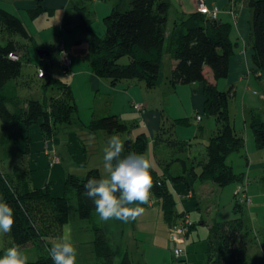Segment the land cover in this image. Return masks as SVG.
Masks as SVG:
<instances>
[{
    "label": "trees",
    "instance_id": "16d2710c",
    "mask_svg": "<svg viewBox=\"0 0 264 264\" xmlns=\"http://www.w3.org/2000/svg\"><path fill=\"white\" fill-rule=\"evenodd\" d=\"M244 2L252 12L249 39L251 45L250 72L256 79L264 82V0H244ZM169 6V0H118L111 12L103 18L104 36H98L92 32L86 8L75 7L77 26L90 34V43L93 47V55L89 63L91 72L99 78L108 80L111 86L123 81H136L144 84L147 90H152L159 85L162 77L163 53L169 52L174 65L166 77L167 84L174 89L179 85L202 83L204 112L205 115L214 117L217 129L207 141H204L205 158L198 162L189 159V164L185 160L173 159V162L181 164L182 172L172 173L168 179H171L173 183L190 179V182L186 184L188 187H191L194 181L212 183L219 188H224L231 183H240L244 174H237L228 163V157L232 153L240 152L244 143L243 136L235 130L229 115V100L235 94V87L230 83L226 91L218 90L215 84L206 80L205 76V68L211 71L216 81L229 76L230 59L234 54V43L231 39L232 26L219 19L206 18L205 15L195 11L182 15L177 19L176 24L174 23L172 30H169L167 26ZM40 7L38 5L37 10L44 11ZM38 11L35 12L36 15ZM0 27L1 31H5L8 36L17 33L23 38H30L23 22L2 8H0ZM42 49L51 54V49ZM18 52L19 47L11 39L6 45L0 46V123L2 129L0 135L3 138L1 145H8V150L19 147L23 127L27 128L36 124L43 139H50L61 124L71 123L73 114L77 110L67 80L51 76L48 77L43 87L55 85L59 91L56 96L45 98L42 102L30 99L25 101L22 107L15 102L13 111H10L7 103L17 98L18 85H12L10 97L5 94V88L7 84L21 75L22 63ZM59 53L62 57L63 69L68 72L72 64L69 52L61 48ZM10 55L16 58L12 59ZM124 57L128 58V63L120 62ZM45 58H39L40 62H44ZM65 58L70 61L69 64L64 62ZM42 72L43 75L40 72L42 77L47 75L44 71ZM144 110L143 108L140 112ZM200 120L201 118L198 121ZM172 124L189 125V120L177 119ZM249 125L257 148L264 149L263 114L252 111ZM89 129L93 132L104 130L108 134H122L130 130L117 115L92 120ZM164 133L165 128L161 122L158 131L154 134V143L176 146L181 151H188L191 147L185 141L170 138L165 141ZM123 143L125 150L122 157L129 153L145 156L148 146L146 134L141 132L135 137L128 135ZM24 147L21 155L29 154L28 143ZM171 163L167 165L169 169L172 167L169 166ZM149 171L154 185L150 197L161 200L165 221L173 226V229L178 227L186 217L190 219L187 214L177 215L168 179L161 175L158 167L150 168ZM30 174L31 171L28 168L22 170L14 167L9 172H2L0 169V199L14 209L15 223L9 233L13 245H19L22 248L29 243H39L40 249L44 250L43 245L48 244V239L61 238L62 226L67 221L68 211L71 209V199L66 193L73 189L78 216L82 220H87L94 232L93 252L97 264H115V259L120 252L112 238L106 233L107 223L102 224L94 203L82 195L84 185L89 178L103 177L100 170L97 167L91 168L83 178L69 174L64 182V192L62 191L58 196L53 195L48 186L45 188L30 187ZM238 188L243 189L245 186L240 183ZM240 206L239 200L234 199L233 207L238 209ZM177 219H181V222L178 223ZM191 222L192 226L187 234L194 226L192 220ZM244 229L243 219L237 215L230 219L212 222L209 227V250L207 252L210 264H245V246L237 240L238 236L243 234ZM243 240L246 244L245 237ZM261 250L262 253L252 257L249 264H264V231L262 232ZM121 254L119 264H132L126 252ZM2 256L0 252V257ZM28 264H54V261L48 253L34 261H28Z\"/></svg>",
    "mask_w": 264,
    "mask_h": 264
},
{
    "label": "rangeland",
    "instance_id": "374dc122",
    "mask_svg": "<svg viewBox=\"0 0 264 264\" xmlns=\"http://www.w3.org/2000/svg\"><path fill=\"white\" fill-rule=\"evenodd\" d=\"M116 1L118 0H53L52 3H46L50 1L0 0V8L17 16L30 34V38L27 39L19 36L17 33L8 36L5 31H1L0 27V46L6 45L9 39L14 41L19 47L18 53L21 56L22 63L21 75L7 84L5 88V94L7 97H10L12 95V85H18L16 88L17 98H14L12 101L9 100L7 103L9 110L13 111L15 102H18L17 105L22 107L24 106V102L30 99L42 102L45 98L56 96L59 91L55 88V85L43 87V84L48 81V77L51 76L68 80L77 107L71 123L61 124L54 132L55 134L50 137V139H53L52 151L57 156L56 165L52 164V160L49 164V157L46 155V151L44 152V149H41V145L44 143L43 136L40 132H38L40 137L37 136L36 129H38V126L34 124L30 129L31 139L27 140L28 142H24L21 139L20 145L16 149L8 150V145L2 146L1 140L3 138L0 135V169L2 172H9L14 167L21 168L22 170L28 168L31 171L30 187L44 188L48 186L55 193L60 192V190L64 192V182L69 174H75L77 177L83 178L89 169L94 168L88 165L91 163L99 166L104 178L109 176V173L104 168V149L108 145L111 136L118 135L120 140L124 142L130 134L129 132L108 134L104 130L93 132L89 129V125L92 120L115 114L119 115H117L118 118L123 116L119 118L122 122H126V124L132 123L133 121H127L124 115L136 113L135 115L137 116L139 112H135L133 108H130L129 100L126 101L122 94V97L119 96L122 85L126 83L125 81L111 86L108 80L101 78L102 83L98 87H92L90 86L89 79L75 73L89 66L93 55V47L90 43V34L77 26L78 19L74 8L85 7L89 14L88 18L92 32L98 36H104L105 26L103 18L111 12ZM203 1L208 9L216 8L221 11L217 14L215 20L220 17L224 23H229L232 26L231 38L234 43V54L231 59L230 74L226 80L234 84L235 94L229 100L228 108L232 124L235 130L243 136L244 143L240 152L232 153L228 157V163L237 174H244L242 184L248 187L247 193L245 188H243L244 193L239 197L234 195L238 183H231L224 188H219L212 183H200L199 181H194L192 185L198 195V199L204 197V201L200 204V212L203 213V217L210 216L226 220L232 218L234 215H237V217L241 216L245 228L243 239L244 237L246 238L245 243L247 245L244 249L245 264H249L250 259L257 256L261 248L262 232L256 229L255 225H258L257 221L259 219V224L264 225V149L257 148L249 125L252 111L255 113L260 112L261 115L263 114L264 82L256 79L252 73L250 74L246 66V58L242 56V52L246 47L245 41L247 42L248 39V21L249 24L250 22L252 24V12L244 0ZM169 2L170 6L167 14V26L169 30L173 27V21L177 18V12L180 14L185 10V14H190L197 10V0H169ZM37 4L44 11L39 12ZM180 4L182 5L179 7ZM37 11L38 15L35 13ZM232 15L235 16L234 19L239 17L238 20L242 23L239 29L236 28L235 23L233 24L235 20L232 18ZM205 17L208 18L207 16ZM240 32H242V36L238 39V43H236ZM248 45L250 49V42H248ZM42 48L51 49V54L45 58L44 62H40L38 55V49ZM61 48L69 52L72 64L68 72H65L63 69L62 57L59 53ZM246 57L249 58L248 54ZM236 59L245 68V72L239 71V65L234 66L233 60L236 61ZM172 61L170 53L164 52L161 66L162 80L170 74ZM120 62L123 64L128 63V58L124 57ZM41 71H44L47 75L42 77L40 75ZM133 82H135V85H131L132 92H136L133 95L134 99L130 98V102L134 100L135 104L146 106L147 111H158L162 114L163 117L160 123L162 122L165 128V133L163 134L164 140L166 141L168 138L176 139V141H185L191 146L188 148V151H181L176 146L172 147L165 143L156 144L154 143V139L149 134H146L148 146L145 158L149 160L151 168L167 166L168 163L173 162V159L185 160L188 164L189 159L195 162L203 160L205 158L204 141H207L209 136L216 131L217 123L213 116L205 115L204 97L202 100L199 94L194 91L200 84L196 82L197 88L194 89H191L192 86H180L177 90L163 89L164 91H161L158 88L147 90L141 82ZM220 87L221 85L219 84L217 89L219 90ZM227 88L228 86L225 89L222 87V90L226 91ZM164 92L168 96L167 99L164 98ZM173 92L174 94H172ZM163 102L165 104L162 106ZM197 116H200V121L196 120ZM177 119H188L189 125H173V121ZM69 125H71V128H68ZM128 128L130 129L131 127L128 126ZM141 128V126L138 127L139 131L137 132L133 129L134 134L141 133ZM1 130L0 123V134ZM69 134L75 135V138H71ZM50 139L44 140L48 141ZM77 139H80L82 145H86V160L88 162L86 164L83 162L84 159H81L79 154L75 152L78 148ZM62 141L68 142L63 144ZM26 143L30 145L29 154L21 155V151L24 150ZM41 156L46 158L47 165L39 160ZM57 159H59V162ZM50 165H54V167L50 168ZM65 165L67 166V171L62 179L55 178L53 175L51 176L50 171L53 168L59 169V167L61 168ZM169 166H172L171 172H174L175 169L182 172L179 162L175 161ZM167 181L170 187L173 182L171 179ZM204 184H206V189L205 192H202L201 187ZM208 185L211 188H207ZM66 195L71 199V209L68 211L67 221L62 226L61 238L54 239V242H59L63 239L69 240L77 252L76 264H97L93 252L94 232L88 221L82 220L78 216L75 191L70 189ZM246 196L249 197L250 202L239 201L240 208L236 209L233 207L234 199H244ZM177 207L176 203L175 208ZM208 207H211L212 210L209 209L207 211ZM117 222L120 221H102V224L107 223L106 228L111 230L109 226H112L114 227L113 232H116ZM108 230H106V233L108 236H111L107 232ZM136 236L137 234H134L133 238H136ZM241 239L239 243L245 245L244 240L242 241ZM133 243L136 247L133 249L131 258L137 261L141 258V250L148 249L146 247L147 242L139 239V241L136 240ZM30 244H32L33 251L39 253L38 258L49 253L50 242L47 245H43L44 250L40 249L39 243ZM12 246L14 245L9 233L0 231V248L3 250V253L5 254L6 250ZM152 248L153 246L151 245L148 250ZM21 249L28 257V261L36 260V257L33 256L27 245ZM121 256V253L117 255L115 264L120 263Z\"/></svg>",
    "mask_w": 264,
    "mask_h": 264
},
{
    "label": "crops",
    "instance_id": "0c3cea01",
    "mask_svg": "<svg viewBox=\"0 0 264 264\" xmlns=\"http://www.w3.org/2000/svg\"><path fill=\"white\" fill-rule=\"evenodd\" d=\"M46 1L47 0H45L44 2H46ZM49 1L50 2H46V3H52L53 0H49ZM181 5L182 4H180L179 7ZM184 12H185V10H184ZM184 12H181L180 14L178 12L176 13L177 18H176V20L173 21V25H174V23L176 24V22L178 21L177 20L178 18H180L182 15H186ZM219 12H221V11H219ZM218 18H219V21L223 22L220 17H218ZM232 18L234 19L235 16H232ZM248 18H250V17H248ZM238 19H239V17L234 19L235 21H233V24L234 23L236 24L237 29H239V27L242 24L241 21ZM35 20H36V18H35ZM248 26H249V29L247 28L248 29V39H247V42L245 41L246 47H245V50L242 52V56L246 58V62H247L246 66L250 72L251 48L250 49L248 48V46H249L248 42H249L250 33H251V22L249 24V21H248ZM234 27H235V25H234ZM170 30H172V28ZM234 33H236V32H234ZM241 36H242V32L239 33V36L237 38L236 43H238V41H239L238 39ZM247 54H248L249 58L246 57ZM231 59H232V57H231ZM231 59H230V65H229V74H230V66H231V62H232ZM233 61H234V66L235 65L240 66L239 71L245 72V68L242 67V65L238 59H236V61L235 60H233ZM173 65H174V60L172 61V66H171L172 68H173ZM75 73L79 74L80 76H84L86 79H89L90 82L89 81L88 82L90 83V86H92V87H94V86L98 87L99 84L102 83L101 78L95 76L91 72V69L89 66L84 67L82 70L75 72ZM250 74H251V72H250ZM205 76H206V80L209 83L215 84L216 87H218L220 84L221 87L219 88V90H222V87H223V89H225L230 83H232L230 81H227L226 79H221L218 81L214 80L211 71L207 68H205ZM166 77L163 80L162 79L160 80L159 85L156 87V88H158V90H161V91H164L163 89L171 90V88L169 87V85L166 82ZM161 81H163V82H161ZM67 82H68V80H67ZM125 82L126 83H124L122 85V90H120L119 96L122 97V95H123L125 97L126 101L129 100L128 102L130 103V108H133L132 106H133V104H135V101L132 100V102H130L131 101L130 98L134 99L133 95H135L136 91L132 92L131 85H135V82H133V81H125ZM197 83L200 84L198 86V88L195 85L196 83H192L189 85H179V86L175 87L174 89H172V91L177 90L180 86H192L191 89L197 88L194 91H196L203 100L202 83H200V82H197ZM104 86H106V85H104ZM119 89H121V88H119ZM172 94H174V92ZM164 95H165L164 98L167 99L168 96L165 94V92H164ZM164 104L165 103L163 102L162 106ZM138 105H140V104H138ZM141 106L145 109L143 112H139V111L134 110L135 112H139V115L136 116L135 115L136 113H128V114L124 115V118L127 119V121H129V120L133 121L132 123H127V125L129 127H131L129 130L130 135L132 137H135L137 134H134L133 129H135L136 130L135 132H137V131H139L138 127L141 126L142 127L141 132L144 134H149L150 137L151 138L153 137V139H154V136H155L154 134L159 129L161 114L158 111H147L146 106H144V105H141ZM258 113H260V112H258ZM115 115H118V114H115ZM122 117L123 116H121L119 118H122ZM134 117H136V118H134ZM136 125H137V127H136ZM70 126L71 125H69L68 128H71ZM37 128H38V129H36L37 136L40 137V135L38 133V132H40L39 127H37ZM30 129H31V126L27 127V128H25V127L22 128V130H21L22 141L27 140V139L28 140L31 139L30 138ZM40 134H41V132H40ZM69 136L71 138L72 137L75 138V135H73V134H69ZM52 140L53 139H50L47 141V140L43 139L44 143L41 145V149L42 150L44 149V152L46 151V155H48V157H49L48 158L49 164L53 158H57L55 153H53V151H52L53 150ZM76 141L78 142V148L75 150V152L77 154H79V157L81 159H84L83 162H85V164H86V163H88L86 160V152H87L86 145H82L80 139H77ZM65 142H68V141H62L63 144ZM79 145H81V146L79 147ZM29 149H30V145H29ZM39 160L47 165L45 157L41 156V157H39ZM57 160L59 162V159H57ZM53 164L56 165L55 163H53ZM54 165H50V168L54 167ZM88 165L91 167H98L99 168V166L96 165L95 163H91ZM68 166H70V165H68ZM99 170H100V168H99ZM158 170L161 173V175H164L167 179L169 178V175H171L172 173H175V174L179 173L178 169H175L174 172H171V169H169L168 166L158 167ZM66 171H67V166L65 165L61 168L59 167V169L53 168L50 172H51V176L53 175L55 178L62 179L63 176L66 174ZM243 181H244V179H242V182H240V183L242 184ZM189 182H190V179H187L185 182L171 183L172 185L170 186L172 196L175 200V205L177 203V206H178L177 208H175L177 215L187 214V215H189L190 219L194 223V226L189 231V233L185 236L184 242L181 245L184 249V253H183L181 258L175 259L174 255H173L174 249L179 247L177 245V243H175L171 238V230H172L173 226H170L165 221L164 216H163V212H162V208H161V200H159V199L156 200L155 197H150L148 204L140 205L141 207L144 208V212L139 217H137L134 221L117 222L118 226L116 228V230H117L116 232H113L114 227L109 226V228H111V230H108L107 232L110 233V235H111L110 237L112 238L113 243L117 246L118 251L120 253L126 252L128 254L129 258L132 261V264H185V262L189 263V264H210V262L207 259L208 258L207 252L209 250L208 249L209 248L208 247V245H209L208 244L209 243L208 242L209 241V227L212 225L213 221L221 220V219L217 218V217L216 218L210 217V216L203 217V213L200 212V204L204 201V197L198 199V195L195 192L194 186L193 185H191V187L186 186V184ZM240 183H238V184H240ZM205 186H206V184H204L201 187L202 192H205V189H206ZM247 187L245 186L246 193H247ZM207 188H211V187L208 185ZM50 191L52 194L53 193L57 194L56 196L61 195V193H62L61 190H60V192H56V193L51 189H50ZM135 206H136L135 204L130 205V207H135ZM209 209L212 210L211 207H208L207 211ZM178 220L179 219H177V222L180 223L181 219L179 221ZM259 220L257 221L258 225H255V226H256V229L263 232L264 231V225L263 226L260 225ZM175 222H176V220H175ZM116 225H115V227H116ZM134 234H137L136 238H133ZM243 235H244V231H243L242 237H241V235L238 236L237 240L239 241L242 238L241 240L243 241ZM131 239H132V242H131ZM135 239L138 241H139V239L146 241L147 242L146 247L148 249H149V246H151V245L153 246V248L150 250H148V249L147 250L146 249L141 250V252H140L141 258L138 259L137 261H135L131 258V254L133 255V249L136 247L135 244L133 243V241H136ZM55 240H57V239H55ZM47 242H50L51 244L55 243L54 239H48ZM27 246H28L30 252L33 254V256L36 257L35 259H38L39 253L37 251H33L34 249L32 247V244L29 243V244H27ZM244 246L247 247L246 244ZM0 252H2V254H4L3 250L1 248H0ZM261 253H262V250L260 248V252L257 253V256H259ZM30 261H32V260H30Z\"/></svg>",
    "mask_w": 264,
    "mask_h": 264
},
{
    "label": "clouds",
    "instance_id": "9594fccd",
    "mask_svg": "<svg viewBox=\"0 0 264 264\" xmlns=\"http://www.w3.org/2000/svg\"><path fill=\"white\" fill-rule=\"evenodd\" d=\"M124 150L125 145L119 136H111L103 157L104 168L109 176L91 177L84 185L82 195L94 203L99 219L103 222L134 221L144 212L140 205L149 203L154 186L149 160L143 154L136 153L122 157ZM134 204L135 207H130ZM14 223V209L0 199V231L10 233ZM48 252L54 264H76V249L67 239L53 243ZM0 264H28V257L19 245H14L0 257Z\"/></svg>",
    "mask_w": 264,
    "mask_h": 264
},
{
    "label": "built area",
    "instance_id": "2783aa9c",
    "mask_svg": "<svg viewBox=\"0 0 264 264\" xmlns=\"http://www.w3.org/2000/svg\"><path fill=\"white\" fill-rule=\"evenodd\" d=\"M196 8H197L196 11L198 13H201V14L207 16L208 18L214 19V20L216 19L217 14L219 13V10H217L216 8H214V9H208L204 5V1L203 0H197ZM10 58L15 59L16 57L10 55ZM64 62L66 64H69L70 61L65 58ZM133 109L140 112V110L142 109V106L141 105H138V104H135L133 106ZM197 119L199 120L200 117H197ZM52 161H53V163H56V158H53ZM235 195L236 196H239V197L241 195H243L242 189H240V188L236 189ZM238 200L240 202H250V200H249V198L247 196L244 199L238 198ZM191 226H192L191 220L188 217H186L184 219V221L181 224H179L178 227H175V228H173L171 230V238L179 246L178 248H175L174 251H173L174 252L173 255H174L175 259L181 258L182 255H183V253H184V249H183V247L181 245L183 244L184 239H185V236H186V234H187V232H188V230H189V228ZM185 264H189V263H186L185 262Z\"/></svg>",
    "mask_w": 264,
    "mask_h": 264
},
{
    "label": "water",
    "instance_id": "95a60500",
    "mask_svg": "<svg viewBox=\"0 0 264 264\" xmlns=\"http://www.w3.org/2000/svg\"><path fill=\"white\" fill-rule=\"evenodd\" d=\"M38 55L40 58H44V57H47L49 55V52L45 49H39ZM263 120H264V109H263Z\"/></svg>",
    "mask_w": 264,
    "mask_h": 264
}]
</instances>
